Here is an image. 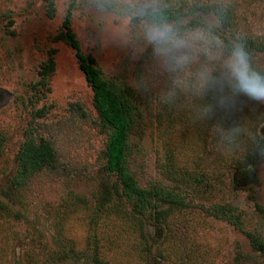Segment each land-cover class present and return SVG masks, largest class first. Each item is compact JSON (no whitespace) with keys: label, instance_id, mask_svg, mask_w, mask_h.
Returning <instances> with one entry per match:
<instances>
[{"label":"rangeland","instance_id":"rangeland-1","mask_svg":"<svg viewBox=\"0 0 264 264\" xmlns=\"http://www.w3.org/2000/svg\"><path fill=\"white\" fill-rule=\"evenodd\" d=\"M54 1L56 10L49 16L44 0H0V132L5 138L0 195L11 188L26 133L46 138L57 156L53 169L11 191L16 215L0 217V262L263 264L243 231L206 208L228 204L244 229L264 237V213L256 207L264 204V160L255 167L254 184L234 183V158L243 156L247 139L243 134L256 124L264 136V120L250 119V99H237L227 87L223 62L231 51L223 49L220 38L225 36L229 46L240 36H261L264 0H204L207 4L185 14L177 23L181 30L201 31L208 39L194 45L190 62L182 67L166 65L154 54L143 35L148 19L133 15L128 0H76L72 27L82 50L95 57L106 79L126 90L135 110L125 158L128 171L141 186L155 183L184 194L185 207L172 209L162 227L147 215L132 213L120 196L116 174L104 167L107 132L92 90L71 47L53 39L68 0ZM153 2L132 0V5ZM214 2L233 7L230 30L222 28ZM197 18L199 24L192 21ZM51 48L54 71L41 86L39 66ZM253 59L264 67V52ZM224 96L229 99L222 104ZM181 171L205 173L206 186L180 182Z\"/></svg>","mask_w":264,"mask_h":264},{"label":"trees","instance_id":"trees-1","mask_svg":"<svg viewBox=\"0 0 264 264\" xmlns=\"http://www.w3.org/2000/svg\"><path fill=\"white\" fill-rule=\"evenodd\" d=\"M44 1L47 14L53 16L56 10L55 1ZM204 4H207L204 0H155L154 2V6L161 9L164 18L175 24H180L183 16L193 11L197 5ZM75 5L76 0H68L61 26L53 36V39L61 40L71 47L78 67L83 73L87 85L92 90L93 106L101 125L107 132V141L103 151L105 157L104 167L108 172L116 174L120 184V196L130 205L132 213L147 215L153 219L155 225L162 227L166 223V218L172 209L185 207L184 194L177 189L174 190L155 183L141 186L133 174L128 171L125 158L129 131L135 120V110L127 98L128 93L126 90L118 88L115 82L106 79L95 57L82 50L80 40L72 27V15ZM212 6L217 8L222 28L230 30L234 23L233 7L221 2H214ZM147 19L150 20L151 18ZM196 20L198 21V18L192 19L194 23L199 24ZM220 38L223 39V49L226 48L231 51L234 43L225 46L226 37L221 35ZM237 39L235 43L243 44L249 54L253 69L264 74V67L257 65L253 59L254 54L264 52V32L258 37L240 36ZM54 51L51 48L47 58L40 63L38 84L41 86L46 85L49 74L54 71ZM246 104H251V106L249 105L250 107H246L250 119H255L256 121L264 120L263 102L250 99L249 103ZM242 107L245 109L244 105ZM239 108L241 109V107ZM239 111H242V109ZM221 120H223V116H221ZM224 125L228 127L227 123ZM243 136H247L241 151L243 156L234 158V160L238 161L235 165L237 177L234 179V183L237 186H243L245 183L254 184L257 177L255 167L258 162L264 160V136L256 130V124L250 125L249 130ZM4 139V134L0 132V145ZM15 158V170L10 176L11 188L5 192L2 191L3 196L0 195L1 219H8L14 214L11 208L12 203L10 202V199H12L11 191L22 188L27 180L36 173L44 169H53L57 161L53 145L46 138L36 137L31 132L25 134ZM243 163H246L247 166H243ZM243 178L248 180L244 182ZM178 180L191 186V188H198L202 183L204 185L207 183L206 174L201 171L195 173L181 171ZM256 207L264 213V204L256 203ZM206 209L214 216L226 218L238 230L243 231L249 238L254 250L264 259V237L256 231L244 229L240 215L233 210L232 206L214 204ZM14 215H16V212ZM1 238L2 236H0ZM0 264H4V262H0Z\"/></svg>","mask_w":264,"mask_h":264},{"label":"clouds","instance_id":"clouds-1","mask_svg":"<svg viewBox=\"0 0 264 264\" xmlns=\"http://www.w3.org/2000/svg\"><path fill=\"white\" fill-rule=\"evenodd\" d=\"M133 15L151 18L143 24V35L147 43L153 47V52L166 65L174 63L182 67L190 62V51L198 42H206L208 36L201 31L183 32L177 24L164 18L161 9L150 4L132 5ZM219 43V41H217ZM223 78L233 96L243 95L249 99L264 102V74L253 69L250 57L241 43H234L230 54L223 62ZM207 81L209 78L201 74ZM227 97L221 98V103L228 102Z\"/></svg>","mask_w":264,"mask_h":264}]
</instances>
